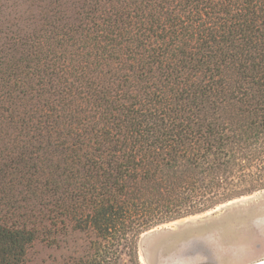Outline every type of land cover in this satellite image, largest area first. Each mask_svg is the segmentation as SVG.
Masks as SVG:
<instances>
[{
    "label": "trees",
    "instance_id": "1",
    "mask_svg": "<svg viewBox=\"0 0 264 264\" xmlns=\"http://www.w3.org/2000/svg\"><path fill=\"white\" fill-rule=\"evenodd\" d=\"M264 191V0H0V264H139L159 226Z\"/></svg>",
    "mask_w": 264,
    "mask_h": 264
},
{
    "label": "rangeland",
    "instance_id": "2",
    "mask_svg": "<svg viewBox=\"0 0 264 264\" xmlns=\"http://www.w3.org/2000/svg\"><path fill=\"white\" fill-rule=\"evenodd\" d=\"M193 240L204 243L209 257L202 248L197 255L190 251L187 244ZM137 247L139 264H262L264 191L159 226L141 235ZM87 249L83 234L69 235L55 245L37 241L28 250L27 263L62 264L82 257ZM119 264H131L130 258L122 254Z\"/></svg>",
    "mask_w": 264,
    "mask_h": 264
},
{
    "label": "water",
    "instance_id": "3",
    "mask_svg": "<svg viewBox=\"0 0 264 264\" xmlns=\"http://www.w3.org/2000/svg\"><path fill=\"white\" fill-rule=\"evenodd\" d=\"M201 244H203L204 245V243L200 240V241H198V240H193V241H189L188 242V247H190V248H192V247H201L202 248V250H204L205 252H206V255L209 257V253H208V251L205 249V247L203 246V245H201ZM200 248V249H201ZM209 259V258H208ZM262 264H264V263H262Z\"/></svg>",
    "mask_w": 264,
    "mask_h": 264
},
{
    "label": "bare ground",
    "instance_id": "4",
    "mask_svg": "<svg viewBox=\"0 0 264 264\" xmlns=\"http://www.w3.org/2000/svg\"><path fill=\"white\" fill-rule=\"evenodd\" d=\"M258 200V199H257ZM234 203V202H233ZM228 205V204H227ZM204 216V215H203ZM193 218V217H192ZM190 220V219H189ZM185 221V220H184ZM191 221V220H190ZM203 221V220H202ZM182 222V221H181ZM178 224V223H177ZM188 224H189V222H188ZM172 225H174V224H172ZM177 226V225H176ZM180 228V227H179ZM174 229H175V227H174ZM200 248L201 247H192V248H190V251L192 252V253H194L195 255H197L199 252H200Z\"/></svg>",
    "mask_w": 264,
    "mask_h": 264
}]
</instances>
